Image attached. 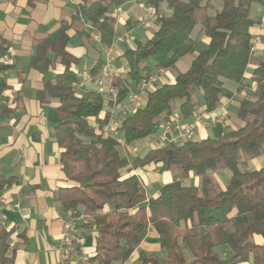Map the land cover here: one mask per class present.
<instances>
[{
  "label": "trees",
  "instance_id": "1",
  "mask_svg": "<svg viewBox=\"0 0 264 264\" xmlns=\"http://www.w3.org/2000/svg\"><path fill=\"white\" fill-rule=\"evenodd\" d=\"M127 1L81 0L72 22L63 21L56 35L38 41L31 56L30 66L41 72L56 61L64 66L36 91L41 104L58 103L53 136L62 149L61 170L67 185L55 190L54 200L72 216L91 218L97 234L89 264H128L135 253L136 264H264V166L255 170L247 166L264 153V60L253 70L256 87L238 99L242 124L236 128L223 127L216 138H189L151 148L131 159L122 154L118 141L121 138L130 147L157 135L175 107L183 120H189L197 111H213L223 98L234 97L227 81L238 87L246 84L255 23L251 11L262 0H146L156 9L154 22L159 27L151 39L124 53L133 90L152 71L173 70L181 57L197 49L198 38L192 34L198 23L210 43L198 51L186 71L176 73L174 83L149 90L144 103L123 116L115 133L106 137L96 126L108 123L111 112L101 113L113 99L97 90L78 94L81 77L73 66L79 61L67 49L69 30L82 22L110 45L115 41L110 14ZM197 12H201L198 19ZM148 58L154 63L146 64ZM104 63L105 58L98 61L89 74L95 77ZM112 84L120 87L123 81L113 77ZM151 165L161 172L179 166L183 175L199 176L200 184L174 180L164 184L158 196L148 197L142 180L124 171ZM223 169H229L231 177L225 188H219L211 172ZM11 183V177L0 174V195ZM151 228L159 235L162 253L141 248ZM13 234L14 229L0 228V264H16ZM221 246L233 254L222 257L217 250Z\"/></svg>",
  "mask_w": 264,
  "mask_h": 264
},
{
  "label": "crops",
  "instance_id": "2",
  "mask_svg": "<svg viewBox=\"0 0 264 264\" xmlns=\"http://www.w3.org/2000/svg\"><path fill=\"white\" fill-rule=\"evenodd\" d=\"M80 1L0 0V51L10 52L15 59L14 65L6 69L0 80L3 98L0 105V174L12 178V183L1 193L5 201H0V228L14 229L12 244L17 248L16 264H89V259L95 255L97 231L92 224L78 225L77 233L81 241L73 246L69 259L63 260L59 252L63 247V220L72 215L70 211H63L60 203L54 200L55 190L67 185L61 170L62 149L53 136V127L58 122L54 117L58 103L51 100L49 103L41 104L36 97V91L43 88L44 79L62 72L64 66L56 61L45 72L30 66L31 56L36 53L37 42L56 35L63 21L71 23ZM257 3L255 16H252L255 23L251 33L252 42L258 43L264 37V26L261 25L264 22V6L262 1ZM145 4L146 0H128L122 4V13L115 28L114 78H121L123 85L116 86L117 97L113 100L112 106L104 109L101 116L108 110L111 112L114 107L121 108L129 101L132 84L124 58L126 49L135 48L138 44L151 39L159 27L156 22L149 27L139 24ZM160 10L168 12L166 7H161ZM81 30L84 34L78 33ZM69 34L72 37L67 49L79 61L73 66L81 77L76 90L78 94L97 90L98 74L95 77L90 75L87 79L82 76L83 71L90 72L98 61L105 58L102 46L94 38L96 32L87 24L76 22L69 30ZM196 34L200 39L202 30L199 29ZM124 35L127 36L117 40ZM200 40L210 43V37L206 33ZM258 46L259 49L251 55L245 72L247 79L245 86L238 87L235 83L228 85L235 96L223 98L219 107L210 112L213 117L224 116L223 122L200 124L190 139H193L194 135L198 137L195 140L216 138L223 127L236 128L242 124L237 117L238 99L256 87L253 70L264 60V46L260 43ZM193 59L194 57L187 61L188 68ZM175 79V72L166 69L160 75L161 84L156 88L166 83H174ZM177 110L175 107L174 113H178ZM131 112H133L131 107L125 112L121 110L118 116L119 123L123 116ZM189 120H193V117ZM146 142L147 140L135 144L140 147L138 152L131 150L135 145L123 146L121 152L130 159L139 154L143 155L152 148ZM250 162V170L263 167L264 153ZM171 170L161 172L151 165L131 171L127 169L124 174H136L144 183L148 197L158 196L160 188L174 180H181L184 185H190L195 179V185L200 184V177L195 176L194 172L187 175L181 173V176L174 177L170 176ZM230 177L231 171L229 179L224 175H218L215 181L222 183L225 188ZM182 180H186L187 183ZM16 204L18 207L15 208ZM158 238L157 231L151 228L141 248L150 253H162ZM255 240L263 242L260 236H255ZM137 262L138 253H135L128 264Z\"/></svg>",
  "mask_w": 264,
  "mask_h": 264
},
{
  "label": "built area",
  "instance_id": "3",
  "mask_svg": "<svg viewBox=\"0 0 264 264\" xmlns=\"http://www.w3.org/2000/svg\"><path fill=\"white\" fill-rule=\"evenodd\" d=\"M262 4L264 6V0H262ZM122 13V4L117 5L111 12V16L114 20V28H116L118 19L120 14ZM156 9L146 3L143 7V15L140 19V25L149 27L155 21ZM264 26V22L261 24ZM117 38V40H122V38ZM95 40H97L105 53V63L101 66L98 77L96 78L97 91L104 96L105 98L116 99L118 89L112 84V79L114 77V61L116 58V48L115 41L110 45H104L101 42V35L96 33L94 35ZM262 44L264 46V37L260 39V41L252 42L250 47V57L259 49L258 44ZM15 59L14 56L10 52H1L0 51V80L5 74V71L8 67L14 65ZM166 69H158L152 71L149 75L142 78L135 90L131 89V94L129 101L126 104H123L121 108L114 107L111 111V115L109 121L103 127L96 126L99 133L108 137L115 133L116 128L118 127V116L120 111H127L130 107L132 110L136 109L142 103H144L145 95L149 90L156 89V83L160 78V75L165 72ZM82 76L84 79L90 77L88 71H83ZM3 102L2 93L0 92V105ZM212 112V111H210ZM209 111L199 110L193 115V120H183L178 113H173L168 119L164 120L161 125V130L159 133L153 137L147 139V144L152 147H159L166 144H178L182 143L185 140L189 139L195 132V129L200 124H217L221 123L224 120V116L213 117ZM118 141L121 147L125 146L124 142L121 138H118ZM126 147V146H125ZM133 152H138L140 147L135 145L131 147ZM0 201H5L4 196H0ZM18 207V204L15 205V208ZM91 218L85 214H79L76 216H71L67 219L63 220L62 226V242L63 247L59 249L61 253L62 259L67 260L70 258L71 249L73 246L81 241V237L77 233V227L79 224L90 225Z\"/></svg>",
  "mask_w": 264,
  "mask_h": 264
},
{
  "label": "rangeland",
  "instance_id": "4",
  "mask_svg": "<svg viewBox=\"0 0 264 264\" xmlns=\"http://www.w3.org/2000/svg\"><path fill=\"white\" fill-rule=\"evenodd\" d=\"M258 8V3L257 2H255L254 4H253V7H252V11H251V15L252 16H255V13H256V9ZM201 12H203V14L205 15V11H202L201 10ZM201 12H197L196 13V18L199 16V14L201 13ZM208 13H210V14H215V11L214 10H208ZM198 19V18H197ZM199 29H201L202 30V35L201 36H203L204 34H205V31H204V28H203V26H202V24L201 23H198L196 26H195V28H194V30H193V34H192V36H194L195 38H198L196 35V33L198 32V30ZM201 36H200V39H201ZM199 38L197 39V49L196 50H194V51H192V52H190V53H188V54H186V56L184 57V58H182L180 61H178V63H177V66H176V68L175 69H173V71L175 72V74L176 73H178V72H184V71H186L187 69H188V66L186 65V63H187V61L188 60H190L191 58H193V57H195V54H196V52H198L199 50H201V49H204V48H206L208 45H209V43L208 42H205V41H201ZM154 58H148V59H146L145 60V63L146 64H153L154 63ZM228 82V85L230 86L232 83L231 82H229V81H227ZM161 84V80H158L157 81V83H156V85L155 86H159ZM178 103V102H177ZM236 117V116H235ZM118 123H119V121H118ZM234 126H230V127H228V128H233ZM198 137L196 136V135H194L193 136V139L195 140V139H197ZM146 140L144 139L143 140V142H145ZM252 160V159H251ZM251 164V162H250V160L248 161V168H249V165ZM181 173H182V171H181V168L179 167V166H174L173 167V169L171 170V173H170V176H178V175H180L181 176ZM218 175H224V176H226V178L227 179H229L228 177L230 176V170L229 169H223V170H220V171H214V172H211V177H212V180H213V182L215 183V185L217 186V187H219V188H223V184L222 183H218L217 181H215V178H216V176H218ZM195 176H197L196 174H195ZM172 178V177H171ZM184 183H187V181L186 180H182ZM191 184H196V180L194 179V180H192V183ZM190 184V185H191ZM217 250H218V252L220 253V255L222 256V257H226V256H229V255H232L233 254V252H232V250L229 248V247H226V246H221V247H218L217 248ZM189 257H190V254H189Z\"/></svg>",
  "mask_w": 264,
  "mask_h": 264
}]
</instances>
